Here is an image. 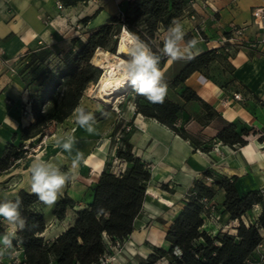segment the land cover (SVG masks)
<instances>
[{"label":"trees","instance_id":"obj_1","mask_svg":"<svg viewBox=\"0 0 264 264\" xmlns=\"http://www.w3.org/2000/svg\"><path fill=\"white\" fill-rule=\"evenodd\" d=\"M65 6H73L80 0H60ZM193 0H124L119 11L104 24L91 30L85 41L80 43L69 60L55 69L44 67L34 78L25 83L29 93V107L33 121L20 129V143L7 144L0 157V172L9 170L16 161L23 158V143L40 139L50 126L62 124L77 109L84 92L95 85L101 70L92 64V59L101 49L115 54L119 36L124 29L133 38L139 37L151 47L155 35L167 29L173 20H179L190 11ZM91 17L82 19L88 22ZM191 39L185 36V41ZM224 48H212L203 51L191 60L168 83L170 89L179 88V97L184 102L196 101L203 111L201 123L219 121L221 127L206 148H199L197 140L189 137L183 129H177L181 106L164 98L162 102L142 101L140 95H134V116L140 114L153 119L171 130L180 138L191 141L193 151L208 152L211 143L222 146H244L251 129L238 128L234 123L224 122L219 114L201 100L194 91L183 84L190 75L205 72L216 60L223 61ZM155 51V50H153ZM156 52V51H155ZM25 68L35 63H44L52 52L47 48L26 55ZM25 56V57H26ZM229 73L233 67L229 66ZM229 81H232L231 79ZM32 86V88H30ZM144 98V97H143ZM255 99H257L254 96ZM264 108V103H261ZM88 111L87 108H84ZM106 113V111L103 112ZM95 118L98 113L94 114ZM206 116V117H205ZM102 119V118H101ZM123 129L122 121L116 122L112 133L120 132V146L115 152L116 159L125 163L122 172L114 174L105 163L98 181L91 188V202L74 212L73 223L56 238L44 240L42 233L46 228L43 213L35 210L38 198L31 192L20 190L16 197L23 201L22 214L28 219L30 230L20 233L23 243L21 264H98L108 251L109 243L121 241L132 234L134 222L140 215L146 198V186L151 179L150 166L133 152L130 142L134 126ZM203 175L210 183L195 180L184 198V205L168 227L164 240L170 247L167 251L153 248L147 258V264H155L163 259L166 264H247L254 251L263 240L264 200L259 191H250L243 196L237 194L234 183L236 177L216 175L206 170ZM166 190V186H162ZM217 190L224 192L223 212L237 226L235 234L218 232L211 236L202 229L206 209L203 199L210 201ZM16 197L14 199H16ZM12 199V200H14ZM260 205V214L254 221L242 220L254 205ZM75 206L73 200L63 195L55 204L52 215L61 221L67 210ZM0 220V233H3ZM15 244V242H14Z\"/></svg>","mask_w":264,"mask_h":264},{"label":"crops","instance_id":"obj_2","mask_svg":"<svg viewBox=\"0 0 264 264\" xmlns=\"http://www.w3.org/2000/svg\"><path fill=\"white\" fill-rule=\"evenodd\" d=\"M98 1L90 0L86 9L82 0L73 6H65L60 0H0V157L7 144L19 145L20 129L33 121L29 93L25 82L16 72L20 58L40 48H48L53 53L65 50L72 35L58 40V35L51 28L55 24H72L88 17L90 10L95 16L88 21L89 25L100 26L105 23L113 15L110 11L111 5L99 6ZM107 2L112 3L111 0ZM263 2L264 0L196 1L193 10L207 19L206 32L214 40L209 44L201 43L196 46L193 49L196 50L195 53L216 48V42L220 41L231 24L247 27L246 39L256 40L258 46L256 51L250 50L249 54L247 51H238L231 59L233 72L229 75L227 72L226 76L222 72L218 74L209 68L206 73H193L183 84L211 106L224 122L234 123L238 128L251 129L246 145L231 148L218 146L217 143L208 152L193 151L189 139L180 138L157 121L146 119L140 114L133 119L132 125L135 129L130 140L133 151L150 166L153 181L156 179L161 183L172 184L173 191L178 195L188 190L195 180L209 184L211 181L203 175L206 170L228 178L236 177L234 187L240 196L250 191L264 193V108L261 106L264 103V33L254 34L256 28L252 25V11L261 7ZM58 4L62 7L58 8ZM207 5L216 9L213 17L210 16L211 11ZM177 21L182 23L181 20ZM159 33L166 35V29H161ZM42 43L45 45L40 46ZM182 43L185 45V42ZM227 77L232 81L227 80ZM179 90L167 87L164 97L182 108L174 125L196 139L199 148H206L221 124L216 120L208 124L199 123L197 120L204 114L201 105L196 101L184 102L179 97ZM235 94L239 95L238 99L234 98ZM131 110L134 111L132 108ZM116 120L118 118L114 113H107L104 119L92 125L93 131L87 134L85 148L89 152L81 161L82 170L77 175L78 182L86 190L98 181L105 166L110 141L103 134L111 130ZM74 128L75 135L85 129L79 124ZM49 157L47 155L46 161L51 159ZM22 160L16 161L9 170L0 172V198L12 200L20 190L31 191L29 169L33 160L27 163ZM65 189L66 187L63 193L73 200L75 211L91 202L90 197L85 206L83 205L80 194L83 190L75 191L71 187L67 191ZM89 190L92 195L91 189ZM151 193L153 192L147 191L146 194L152 196ZM160 194L163 193L157 194L159 204L171 205L170 199H164ZM223 200L224 192L217 190L209 204L219 211V220L224 228L235 227L237 223L230 221L228 214L223 212ZM255 209L261 210V206L256 204L252 210ZM55 220L57 223H64V219ZM67 227L68 225L59 232L58 229H52L49 235L57 237ZM231 231L235 233L234 229ZM262 236L260 245L263 247L264 232Z\"/></svg>","mask_w":264,"mask_h":264},{"label":"rangeland","instance_id":"obj_3","mask_svg":"<svg viewBox=\"0 0 264 264\" xmlns=\"http://www.w3.org/2000/svg\"><path fill=\"white\" fill-rule=\"evenodd\" d=\"M82 1H83L84 8L87 9V7L90 5L89 4L90 0H82ZM107 1L108 0H99L97 4L99 6H102V5L105 6V5L110 4L111 5L110 11L112 12L113 15H115L119 11V8H118L119 4H121L124 0H111L112 3H109ZM231 1H235V0H231ZM207 8H208V5H207ZM256 9L258 8H255L254 10ZM93 15H94L93 12L90 10V15L88 17H91ZM256 19L257 21H260L258 18ZM256 19L253 18V21H252V25L254 26V28H256V30L254 31V34H257L259 32L264 33V18L260 25H257L254 22ZM179 20L182 21L181 25L183 26L184 31L186 32V35L190 36L187 31L190 28L189 24L186 23L184 18H180ZM97 27L98 26L89 25L88 22H84L82 21V19L72 24L63 25V24L58 23V24L53 25V27L51 28L53 29L54 33L58 35V40L65 38L66 36L72 35V37H69V41H68L69 44L65 48V50H62L58 53L52 52V56H50L44 63H35L30 68H25L28 56L20 58L16 72L19 73V75L21 76V78L23 79L25 83H28L44 67H48L54 70L56 66L58 65L61 66L64 61L69 60V58L74 54L76 48L80 45V43H82L83 40L84 41L86 40L88 33ZM231 27H238V28L243 27L244 28L242 32L243 33L242 39L233 41V44L230 43L231 46H228V51H226L225 48L222 47L220 43L221 39L220 41L216 42L217 48H221V47L224 48L223 52L224 54H226V57H223V61L216 60L209 66L210 70H213L214 72H217L218 74L222 72L225 76H226V72L228 73V75L230 74L228 71H229V66H232L231 59L235 57V54L238 51L240 50L247 51L249 54L251 53L250 50L256 51L257 46H258L256 40L251 41V40L246 39L247 27L243 25H238V24H231L227 32H229ZM159 32L155 35V39L151 43L152 49L155 50L156 52H159V50L162 49L163 41L165 39V35ZM52 33L53 32H51V34ZM226 33L223 36H227ZM205 34L206 36L205 35H202V36L205 37V39L208 42H204V44H209L211 41L214 40L213 36H211L210 33L206 32ZM184 42L186 43V41ZM44 45L45 44L42 43V45L40 46H44ZM198 45H201V43H198L196 46ZM183 47L184 45L183 43H181V48ZM192 51H193V56L197 55V53H195L196 50H192ZM94 59L95 58H93L91 62L93 65L96 66ZM187 61L188 60L181 59V60H177L174 62H169L167 57H162L159 68L163 74V82L167 84V87H168V83L180 72V70L186 65ZM208 69L205 71V73L208 71ZM226 79L230 80L229 77H227ZM95 85L89 87L84 92L79 102L78 107L87 108L88 112H91L93 114L98 113L99 116L96 117V122L94 124H97L98 121L104 119V116L107 115V113L112 112L118 118L116 122L122 121L123 129L125 131H129L130 130L129 124L133 123V119L135 117L133 115L134 111L131 110V105L134 102V95L136 93L133 92L131 87H129L126 93L120 99L118 111L114 112L111 110L110 107L105 106L104 104L98 101H95L92 98ZM30 88H32V86ZM146 100L147 99L145 97L144 98L142 97L141 102L143 103V101H146ZM75 111L62 124L50 126L48 130L44 132V135L40 139L31 140L30 145L33 150L30 153H28L27 156L23 155L22 161L23 163H27L30 160H34L37 155H39L40 158L46 161L47 159L45 158H47V155H50L49 157L51 158L50 161H52L57 167L61 169L62 172H64L65 174L69 176V180L66 183L65 190L67 191L68 189H70V187L72 188L71 190H75V191L78 189L80 191L83 190L80 192V194H82V203L84 202L83 205L85 206L86 204L85 202H87L89 198L92 197L91 192L89 190L91 188H87V190L82 188L81 187L82 184L78 182L79 178L77 179V175L79 172H81L80 170H82L81 161L84 159L85 155L89 152V150L85 148V142L88 141L87 134H89V132L86 129H83L77 135L73 133L75 130L74 127L78 124L76 123V120H75ZM104 111H106V113H104V115H101L103 114ZM202 118H204V115H201L197 121L200 123ZM116 122L113 124L111 130L103 134V136H107L110 141L109 156L107 158L106 163L109 165L110 171L113 172L114 174H118L122 172L123 169L125 168V163L116 159L115 157V152L117 148L120 146V138H121L120 132H116L115 134L112 133V129L114 125L116 124ZM69 138H72L73 140L72 147L70 150H65L62 145L64 142H67ZM211 145H212L211 147L214 148L215 145L217 144L211 143ZM133 152L137 156L135 151ZM162 186H166L167 189L164 190ZM172 188H173L172 184L161 183L157 181L156 179H154V181L151 179L147 183L146 193L147 191H151L153 192L151 193L153 195L150 196L146 194L142 212L140 213V215L134 222V226H133L134 229H133L132 234L129 235L124 240L115 241V243H109L108 251L103 257L104 264H147L146 258L150 254H152L153 248H160L165 251L169 249L170 245L167 242H165L164 235L168 227L172 223L173 219L175 218V216L183 208L184 198L187 196V193L189 190L188 189L185 192L178 195L177 193L173 191ZM158 193H163L159 195L160 197L164 199L166 198L170 199L171 205H168V206L160 205L158 202V195H157ZM63 195H66V193H63ZM62 196H60L59 199ZM4 200L6 199L0 198V201H4ZM54 206L53 204L45 205L41 203L40 201L35 203L34 205V209L42 212L45 218V221H46L45 232H44V235L42 236L44 240H52L56 238L52 235H49V231L52 229H58V232H59L61 231L62 228H65L67 225L69 227L73 223L74 218H75V215H74L75 210L72 209L71 212H66L64 220H63L64 223H61V222L57 223L55 220V217L52 215V210ZM260 211H261L260 209L252 210L245 217L242 218L243 222L246 224L247 221L249 220L254 221L257 218V216L260 214ZM214 213H215V217L214 216L212 217L210 215V210L206 209V215L204 216V224L202 226V229L208 232V234L211 236L216 235L218 232H228L230 234H235L231 231V229L235 230L237 224L235 225V227L224 228L223 224H221V221L219 220V211L214 208ZM1 221L3 223V229L5 232L8 229V225L5 221L3 220ZM260 251L264 255V246L260 249ZM21 255L22 253L17 254V252H15L14 250L12 255L5 256L3 259H0V260H2L1 263L7 264L8 262H11L10 260L12 258L13 259L19 258V257L21 258ZM155 264H166V261L163 259H160Z\"/></svg>","mask_w":264,"mask_h":264},{"label":"clouds","instance_id":"obj_4","mask_svg":"<svg viewBox=\"0 0 264 264\" xmlns=\"http://www.w3.org/2000/svg\"><path fill=\"white\" fill-rule=\"evenodd\" d=\"M185 36L186 33L181 23L173 20L166 29L163 47L159 52L153 51L149 43L139 37L134 38L127 48L123 64L126 82L133 92L152 103L163 101L167 92V84L163 82V74L159 68L162 57H167L169 62L181 59L191 60L192 50L199 43L196 38H191L181 48ZM75 120L89 133L93 131L92 125L96 122L93 113L78 107L75 111ZM72 143V138H69L62 146L65 150H70ZM68 180L69 176L52 161H45L40 157L33 160L29 169L31 192L45 205L56 203L63 195V189ZM22 209L23 201L20 197L0 201V220L8 225V229L0 233V259L12 255L16 245L23 243L20 233L35 227L29 224L28 219L22 214Z\"/></svg>","mask_w":264,"mask_h":264},{"label":"bare ground","instance_id":"obj_5","mask_svg":"<svg viewBox=\"0 0 264 264\" xmlns=\"http://www.w3.org/2000/svg\"><path fill=\"white\" fill-rule=\"evenodd\" d=\"M134 38L124 29L119 36L117 53L110 54L98 49L93 56L96 66L101 74L95 85L93 99L117 112L121 97L130 87L126 82V75L123 71L125 54ZM134 109V104L131 105ZM40 149V148H38Z\"/></svg>","mask_w":264,"mask_h":264},{"label":"built area","instance_id":"obj_6","mask_svg":"<svg viewBox=\"0 0 264 264\" xmlns=\"http://www.w3.org/2000/svg\"><path fill=\"white\" fill-rule=\"evenodd\" d=\"M197 0H193L191 1L190 3V8L191 10L186 12L185 15L182 17L184 18V20L186 21V23L189 24V30L188 33L190 35V37L192 38H196L199 43H204V42H208L205 37H203L202 35H205L206 36V27H207V19L204 18V17H201L199 16L194 10H193V6L195 5ZM62 6L60 4H58V8H61ZM204 7V6H203ZM208 8L210 9L211 11V17H213V14H215L217 11L215 8H213L212 6L208 5ZM252 16L254 19L258 18L260 21H257V19L254 21L257 25H260L263 18H264V4L262 7L254 10L252 12ZM213 20V18H212ZM184 29V28H183ZM243 30L244 28H238V27H231L229 32L226 33L227 36H223L221 38V45L222 47L225 48L226 51H228V46H231L230 43L233 44V41H236V40H239V39H242V35H243ZM186 33V32H185ZM217 48V47H216ZM2 53V48L0 47V54ZM234 98H239V95L238 94H235L234 95ZM218 146H220V144H218ZM22 150L24 151L23 152V155L24 156H27L28 153H30L33 149L30 145V141H26L23 143V146H22ZM208 181H210V179H207ZM261 196H262V199L264 200V193H261ZM202 203L204 204L205 208L210 210V215L213 217H215V213H214V207H211L210 204H209V201L206 200V199H203L202 200ZM15 252H17V254H21L22 253V249L20 247V245H16L15 247ZM262 248L261 245H259L257 247V250H256V254L254 253L252 258L249 259L247 261V264H264V255L263 253L260 251V249ZM2 260H0V264H3L1 263ZM11 262H8L7 264H21L22 260L21 258H15V259H11L10 260ZM98 264H104L103 263V258L99 261Z\"/></svg>","mask_w":264,"mask_h":264},{"label":"water","instance_id":"obj_7","mask_svg":"<svg viewBox=\"0 0 264 264\" xmlns=\"http://www.w3.org/2000/svg\"><path fill=\"white\" fill-rule=\"evenodd\" d=\"M123 31V30H122ZM98 50V49H97ZM116 53H117V50H116Z\"/></svg>","mask_w":264,"mask_h":264}]
</instances>
